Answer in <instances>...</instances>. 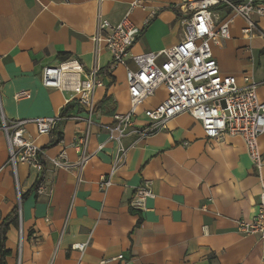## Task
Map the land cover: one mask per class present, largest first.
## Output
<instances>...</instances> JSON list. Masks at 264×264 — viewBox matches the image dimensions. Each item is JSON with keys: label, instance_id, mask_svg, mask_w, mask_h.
Listing matches in <instances>:
<instances>
[{"label": "crops", "instance_id": "0c3cea01", "mask_svg": "<svg viewBox=\"0 0 264 264\" xmlns=\"http://www.w3.org/2000/svg\"><path fill=\"white\" fill-rule=\"evenodd\" d=\"M133 1L0 0V124L1 115L10 123L59 118L68 106V116L86 117L74 102L67 104L71 93L42 85L47 66L78 59L85 71L100 70L102 81L95 91L85 166L78 165L82 152L75 147L84 138V122L60 121L48 135H39L33 123L24 127L28 141L46 148L42 194L32 190L38 174L28 165L14 170L9 163V141L0 128V224L19 209L17 225L6 232V264H264V239L237 231V221L257 214L262 192L240 137L209 140L199 122L180 114L147 138L125 139L130 149L124 167L109 189L100 188L117 151L116 143L106 144L103 126L129 112L130 96L126 68L109 71L111 52L94 41L98 14L112 25L128 16L142 30L130 56L172 49L185 37L178 10L182 0H143L144 9L130 11ZM251 21L255 28L244 33L248 23L234 17L230 39L212 50L221 74L235 77L239 86L251 77L264 102V17L253 14ZM127 62L135 67L130 58ZM20 92L30 97L16 99ZM165 97L159 88L138 107L135 124L145 127L143 112ZM259 148L264 163V135ZM62 152L65 168L53 163ZM261 178L264 182V164ZM147 182L153 197L145 211H135L130 203ZM84 243L83 252L73 249Z\"/></svg>", "mask_w": 264, "mask_h": 264}, {"label": "built area", "instance_id": "2783aa9c", "mask_svg": "<svg viewBox=\"0 0 264 264\" xmlns=\"http://www.w3.org/2000/svg\"><path fill=\"white\" fill-rule=\"evenodd\" d=\"M136 8L144 9V1L134 0L130 11ZM178 10L183 16L182 24L185 27L182 42L172 49L137 56H130V49L141 36L142 30L128 16L117 25H112L98 14L94 41L104 44L111 52L109 71L117 66L126 68L130 96L129 112L116 114L112 124L103 126L108 134L106 144L116 143L117 151L110 172L101 179L100 188L104 191L109 189L112 177L124 167L130 149L123 145L125 139L134 136L139 140L147 138L164 129L173 118L187 113L201 124L209 140L223 141L226 136H231L244 141L247 153L259 172L262 192L257 214L252 219L237 221V231L244 236L264 239V182L261 178L264 163L259 148V138L264 135V102L258 96L259 84L251 77H244L243 85L239 86L235 77L222 75L212 50V46L230 39V26L234 17H242L248 23L249 28L244 33L254 29L251 16L264 17V0H182ZM222 12L228 13L225 19L220 18ZM129 58L134 68L128 65ZM41 79L45 88L71 93L67 104L74 102L86 113V117L37 118L10 123L1 115L0 128L6 134L10 146L9 163L14 170L19 164L28 165L39 176L42 170L40 148L24 137V127L33 123L39 135H48L58 122L73 120L76 123L84 122L87 127L84 138L75 146L82 152L78 165L83 167L90 159L86 149L90 128L94 123L95 91L102 86L100 70L91 69L87 72L78 59H68L45 67ZM161 87L166 91L165 99L155 108L143 112L148 124L138 127L134 121L138 107ZM22 97L30 95L26 92L16 95V99ZM136 144L137 141L133 142L131 147ZM65 159L66 154L62 152L59 160L53 163L57 167H68ZM43 192L41 184L37 193ZM152 197L150 183L147 182L136 190L130 206L135 211L143 212L147 199ZM87 245L76 244L73 249L83 252Z\"/></svg>", "mask_w": 264, "mask_h": 264}, {"label": "trees", "instance_id": "16d2710c", "mask_svg": "<svg viewBox=\"0 0 264 264\" xmlns=\"http://www.w3.org/2000/svg\"><path fill=\"white\" fill-rule=\"evenodd\" d=\"M105 101V99L101 102V104ZM101 104L97 106V108L101 107ZM71 107L68 106L66 108H64L60 114V117L62 119L66 118L69 114ZM97 110V109H96ZM64 121V120H62ZM56 127V126H55ZM61 141V136L58 137L57 141L55 142V144H58ZM46 150V148L44 149H40L39 152V158L42 164V170L41 173L38 177V179L35 181L32 190L37 191L38 187L44 182L45 179V163L42 160L41 156H42V152ZM25 195L21 196V201L24 200ZM18 218H19V209L16 208L14 209V211L8 216L7 219H5L1 224H0V264H6V258L9 255V251L6 249V232L7 229L9 227L10 224H15L17 225L18 223Z\"/></svg>", "mask_w": 264, "mask_h": 264}, {"label": "rangeland", "instance_id": "374dc122", "mask_svg": "<svg viewBox=\"0 0 264 264\" xmlns=\"http://www.w3.org/2000/svg\"><path fill=\"white\" fill-rule=\"evenodd\" d=\"M175 1L178 2V3L180 2V0H175ZM222 105H223V104H222Z\"/></svg>", "mask_w": 264, "mask_h": 264}]
</instances>
